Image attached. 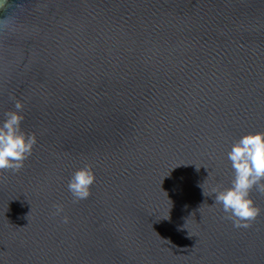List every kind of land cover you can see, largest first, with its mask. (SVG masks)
<instances>
[{
	"label": "water",
	"instance_id": "95a60500",
	"mask_svg": "<svg viewBox=\"0 0 264 264\" xmlns=\"http://www.w3.org/2000/svg\"><path fill=\"white\" fill-rule=\"evenodd\" d=\"M6 18L0 119L23 100L38 143L0 179V264H264V211L237 229L202 188L264 131V0H8Z\"/></svg>",
	"mask_w": 264,
	"mask_h": 264
},
{
	"label": "clouds",
	"instance_id": "9594fccd",
	"mask_svg": "<svg viewBox=\"0 0 264 264\" xmlns=\"http://www.w3.org/2000/svg\"><path fill=\"white\" fill-rule=\"evenodd\" d=\"M7 2L0 0V9ZM5 21H0V30L15 28L14 20L6 18ZM24 109L25 102L14 98V108L5 112L0 119V179L9 171L20 172L34 154L38 143L37 135L27 132L23 127ZM227 159L233 173L230 184L226 187L217 184L210 192L203 184V194L205 197H214L213 205L222 206L225 219L230 220L235 228H249L264 211L253 195L254 191L264 193V131L248 132L238 138L227 152ZM96 179L91 164L74 171L67 185L74 202L90 197ZM54 207V215L62 216L63 222L69 223L70 217L64 214L63 204L58 203Z\"/></svg>",
	"mask_w": 264,
	"mask_h": 264
}]
</instances>
